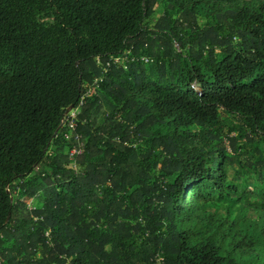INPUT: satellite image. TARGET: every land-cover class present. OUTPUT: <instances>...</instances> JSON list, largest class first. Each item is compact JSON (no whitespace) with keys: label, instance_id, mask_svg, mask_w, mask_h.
<instances>
[{"label":"trees","instance_id":"1","mask_svg":"<svg viewBox=\"0 0 264 264\" xmlns=\"http://www.w3.org/2000/svg\"><path fill=\"white\" fill-rule=\"evenodd\" d=\"M221 112L264 137V2L0 0V264H264Z\"/></svg>","mask_w":264,"mask_h":264},{"label":"rangeland","instance_id":"2","mask_svg":"<svg viewBox=\"0 0 264 264\" xmlns=\"http://www.w3.org/2000/svg\"><path fill=\"white\" fill-rule=\"evenodd\" d=\"M239 4L250 6L264 0H237ZM224 1H217L216 6L225 7L233 5ZM158 14L153 15L151 19L147 21L149 26H153L157 19ZM204 22V20L201 19ZM177 47V46H176ZM70 117L73 114L69 112ZM212 132L217 134V139L207 137L196 127H190L185 129L179 135V142L193 154H199L206 151H218L219 142L222 141L224 149L227 155L232 159V163L227 165L228 179L239 185L255 186L260 189L264 187V137L256 133H251L246 129L243 123L238 117L227 112H221L219 122L212 128ZM236 139L237 152H233L230 148L228 139ZM238 180H235L237 179ZM190 191L185 194L183 206L187 207V200L190 198ZM247 198L250 203L257 201L253 196ZM246 198H242L239 205H236L233 210V215L238 212L246 214V216L253 219L257 218L256 212L253 206H249L246 203ZM210 210H217L221 215H227V204L218 206L217 199L213 198L210 201ZM39 205L32 200L29 203V208H35Z\"/></svg>","mask_w":264,"mask_h":264},{"label":"built area","instance_id":"3","mask_svg":"<svg viewBox=\"0 0 264 264\" xmlns=\"http://www.w3.org/2000/svg\"><path fill=\"white\" fill-rule=\"evenodd\" d=\"M118 61L119 60H116V62H118ZM71 111L73 113L71 115L72 117H70V119H67L66 122L68 123L67 125H68L69 129L73 132L75 130V122H74V120H75L76 116L79 113V109H72ZM66 138H68V137H66ZM75 153H76V151L73 150L72 154H75Z\"/></svg>","mask_w":264,"mask_h":264},{"label":"water","instance_id":"4","mask_svg":"<svg viewBox=\"0 0 264 264\" xmlns=\"http://www.w3.org/2000/svg\"><path fill=\"white\" fill-rule=\"evenodd\" d=\"M71 110H72V108H70V109L68 110V113H69Z\"/></svg>","mask_w":264,"mask_h":264}]
</instances>
